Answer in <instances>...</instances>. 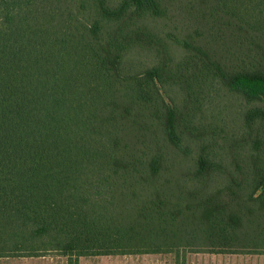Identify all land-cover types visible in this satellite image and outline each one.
Returning <instances> with one entry per match:
<instances>
[{
	"label": "trees",
	"instance_id": "obj_1",
	"mask_svg": "<svg viewBox=\"0 0 264 264\" xmlns=\"http://www.w3.org/2000/svg\"><path fill=\"white\" fill-rule=\"evenodd\" d=\"M206 80L241 128L197 116ZM187 246L264 252V0H0V257Z\"/></svg>",
	"mask_w": 264,
	"mask_h": 264
},
{
	"label": "rangeland",
	"instance_id": "obj_2",
	"mask_svg": "<svg viewBox=\"0 0 264 264\" xmlns=\"http://www.w3.org/2000/svg\"><path fill=\"white\" fill-rule=\"evenodd\" d=\"M181 20H179V25H181ZM175 54L178 58L183 57V51L176 49ZM154 61L153 54H146L145 62L147 65H151ZM191 80H176L175 83L167 84L165 87L160 89L161 94L165 98V101L173 106L179 108V110L185 114V112L192 109V103L190 101V93L186 89V84ZM207 87H203L204 91L203 97L205 98L206 105L203 109L196 112L197 116L201 115L209 120L213 115H218V117L224 118L229 122V124L235 128H241L242 108L244 105V100L241 96L233 94L228 91L225 87L219 85L215 86L213 80H206ZM194 115V111H192ZM184 147L178 151L177 158L179 161L187 162L186 158L193 159L198 151L197 144L194 140H186ZM223 158H229L230 155L222 151ZM171 155L169 154V157ZM187 156V157H186ZM188 164H179L175 161L174 168L182 169L179 172H175L176 176L164 175L163 179L171 178L174 182H177V178L184 179L183 176L188 168H192ZM206 244V243H203ZM218 249V248H217ZM193 250V251H192ZM216 249H211L207 246L200 247L199 249H194V247H182L179 251V256L175 253L167 255L168 264H264V252L260 253H231L215 251ZM220 250V248H219ZM226 251V250H224ZM5 259H0L2 262ZM8 260V259H7ZM12 260V259H11Z\"/></svg>",
	"mask_w": 264,
	"mask_h": 264
},
{
	"label": "crops",
	"instance_id": "obj_3",
	"mask_svg": "<svg viewBox=\"0 0 264 264\" xmlns=\"http://www.w3.org/2000/svg\"><path fill=\"white\" fill-rule=\"evenodd\" d=\"M167 255L163 253L87 255L81 256L78 264H168ZM0 259H5L0 264H69L67 256L52 253L3 256Z\"/></svg>",
	"mask_w": 264,
	"mask_h": 264
}]
</instances>
